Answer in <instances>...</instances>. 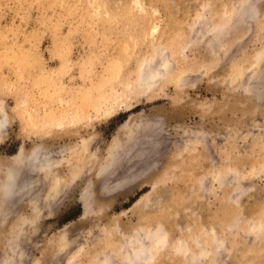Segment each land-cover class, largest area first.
<instances>
[{
    "label": "rangeland",
    "instance_id": "rangeland-1",
    "mask_svg": "<svg viewBox=\"0 0 264 264\" xmlns=\"http://www.w3.org/2000/svg\"><path fill=\"white\" fill-rule=\"evenodd\" d=\"M0 118V264H264V0H0Z\"/></svg>",
    "mask_w": 264,
    "mask_h": 264
},
{
    "label": "bare ground",
    "instance_id": "bare-ground-1",
    "mask_svg": "<svg viewBox=\"0 0 264 264\" xmlns=\"http://www.w3.org/2000/svg\"><path fill=\"white\" fill-rule=\"evenodd\" d=\"M8 123H9L8 121H5V120L0 118V131L3 130L4 128H6L8 126ZM31 154L32 155L30 156V158L28 160L26 159V161H25V154L22 150H20L19 152L16 153V155H14L12 158H10L11 163L9 165V168L8 169L6 168L5 171L3 172L2 179L0 180V220L1 221L5 218V208L8 209L9 208L8 206L14 202V201H12L13 198H15V197L21 198V197L27 195L28 192L30 191V186H28L29 180L25 179V181L26 182L28 181V182L24 183L23 182L24 178L22 179L19 171L23 169V171L25 170V172H24L25 174H31L32 172L38 173L39 168H40L39 167L40 161L43 164L46 163L44 161H47V160H43L44 154L43 155L40 154L39 151H36L35 153H31ZM28 156H29V154H28ZM48 163H50V161ZM11 164H12V166H11ZM39 173H40V171H39ZM45 174H46V172H45ZM2 207H3V209H2ZM153 231H154V229H153ZM157 232L159 233V229ZM151 234L149 233V237H147V235H146L147 241L144 243H143V240H138V242L140 244H142L141 245L142 248L140 247L139 249H134L133 251H131V254L129 256L130 257L129 261L131 260V262H133V260H134V261H136V263L138 261L139 264H149L148 261H149V258H151V257H147L146 255L144 256L143 254L144 253L146 254V252H145L146 249H144V248L149 247L153 243V239H151ZM161 234L159 235L161 238H163V236L166 235V234H162V235ZM154 236H156V235L154 234ZM152 237H153V235H152ZM134 238H136V237H134ZM156 238H159V237L156 236ZM130 239H131V242L129 241V245H131V244L134 245L133 243H136L135 240H132V237ZM164 240H165V238H164ZM154 242L157 243V240H155ZM158 242H162V240H160ZM149 250H150V248H149ZM143 251H144V253H143Z\"/></svg>",
    "mask_w": 264,
    "mask_h": 264
}]
</instances>
